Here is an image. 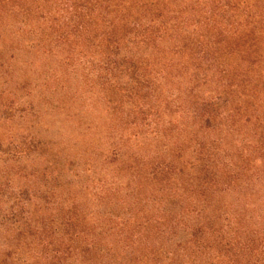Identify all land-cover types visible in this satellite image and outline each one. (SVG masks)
Masks as SVG:
<instances>
[{
	"label": "trees",
	"instance_id": "16d2710c",
	"mask_svg": "<svg viewBox=\"0 0 264 264\" xmlns=\"http://www.w3.org/2000/svg\"><path fill=\"white\" fill-rule=\"evenodd\" d=\"M41 56L56 65L38 73ZM16 72L7 122L46 116L71 76V203L52 165L37 195L2 196L17 247L47 240L49 264H264V0H0V79ZM35 144L0 157L19 174Z\"/></svg>",
	"mask_w": 264,
	"mask_h": 264
},
{
	"label": "rangeland",
	"instance_id": "374dc122",
	"mask_svg": "<svg viewBox=\"0 0 264 264\" xmlns=\"http://www.w3.org/2000/svg\"><path fill=\"white\" fill-rule=\"evenodd\" d=\"M48 57L39 58L40 65L42 68H39L38 73L54 67L56 65V59H51ZM45 70V71H46ZM47 72V71H46ZM19 74L16 72L12 78L4 76L0 79V91H6V96L8 92L14 91L18 84H22V80L18 77ZM74 87V85H72ZM60 87L66 89L59 92L53 98L46 96V102L52 101L53 105L49 106L50 110H47V115L42 116L37 120L29 116V113H18L15 114L11 122L4 120V117L0 116V144L2 149H7L9 144L14 141L15 143L22 142L23 139L27 137H32L34 139L36 153H30L29 156L22 160V165L19 166L18 170H21V173H17V169H12L9 164L11 163L8 158L0 157V206L4 209V199L2 196L14 195L12 192L13 184L17 188V193L21 192L26 196V191H30L31 195L37 193L38 186L43 185L44 179L40 176V171L43 170V167L46 165H52L54 170L58 175L56 181L48 182L47 186H57L60 189V193L63 192L62 200L67 201L66 205L71 203V76L67 80H62L57 89L60 90ZM12 90V91H11ZM58 90V91H59ZM23 94V93H22ZM16 100L23 101L28 98L22 97L20 99L19 93L17 94ZM10 96V95H8ZM10 98H3V103H8ZM58 101L59 105H55V102ZM62 102V103H61ZM35 103V101H34ZM37 104V103H36ZM79 104L74 106V110L77 111V115L74 117L77 119L79 113L82 109L78 108ZM46 109V108H45ZM45 111L43 106L40 107V112ZM42 118V122H40ZM33 124V125H32ZM32 125V127H31ZM81 126V125H80ZM11 141V142H10ZM61 153L62 158L58 162H52L47 160L49 163H45V159H48V154L50 153ZM42 155V159L40 158ZM12 170L13 172L6 173L7 170ZM32 171L35 172L34 178H30ZM14 174H16L14 176ZM37 174L38 176L37 178ZM8 179H12L13 183L10 188L5 186V183ZM37 195V194H35ZM38 198L40 204L43 203L42 196L38 193ZM60 198V194L57 196L56 200ZM2 199V200H1ZM41 199V200H40ZM33 200V199H32ZM34 202L30 206V210L34 209ZM2 230V231H1ZM0 230V237L3 235V229Z\"/></svg>",
	"mask_w": 264,
	"mask_h": 264
},
{
	"label": "clouds",
	"instance_id": "9594fccd",
	"mask_svg": "<svg viewBox=\"0 0 264 264\" xmlns=\"http://www.w3.org/2000/svg\"><path fill=\"white\" fill-rule=\"evenodd\" d=\"M13 191H17L15 183L13 184ZM8 204H4L5 213L8 210ZM15 232L5 230L2 237H0V251L7 253L13 252L8 264H49L51 255L46 250L48 241L43 242L39 240H26L20 247L16 246L14 241ZM74 264H79V260L73 258Z\"/></svg>",
	"mask_w": 264,
	"mask_h": 264
}]
</instances>
